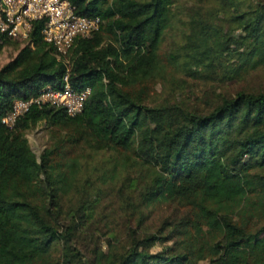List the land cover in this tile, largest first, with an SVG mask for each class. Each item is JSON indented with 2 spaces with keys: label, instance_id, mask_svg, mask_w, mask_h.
<instances>
[{
  "label": "trees",
  "instance_id": "trees-1",
  "mask_svg": "<svg viewBox=\"0 0 264 264\" xmlns=\"http://www.w3.org/2000/svg\"><path fill=\"white\" fill-rule=\"evenodd\" d=\"M70 1L101 24L65 59L42 22L0 33V264H264V88L245 82L264 68V0ZM67 70L90 88L81 113L2 123Z\"/></svg>",
  "mask_w": 264,
  "mask_h": 264
},
{
  "label": "built area",
  "instance_id": "built-area-1",
  "mask_svg": "<svg viewBox=\"0 0 264 264\" xmlns=\"http://www.w3.org/2000/svg\"><path fill=\"white\" fill-rule=\"evenodd\" d=\"M35 22H42L41 34L59 58L65 59L78 36H86L99 28V16H84L75 12L70 0H0V33L9 41H24ZM90 88L77 90L69 80L68 70L59 88H43L29 99L17 98L2 123L11 128L31 105L55 104L69 116L82 112Z\"/></svg>",
  "mask_w": 264,
  "mask_h": 264
},
{
  "label": "rangeland",
  "instance_id": "rangeland-1",
  "mask_svg": "<svg viewBox=\"0 0 264 264\" xmlns=\"http://www.w3.org/2000/svg\"><path fill=\"white\" fill-rule=\"evenodd\" d=\"M10 43H14V41H10ZM14 55V49L11 46H4L0 51V66L9 61V59ZM246 84L249 87L253 88H264V68L257 70L250 74L246 80ZM244 84V83H243ZM245 85V84H244ZM162 84L158 86L160 90L162 88ZM27 138L29 140V144L33 150V152L39 156L43 150V148L47 144V135L42 127V125H38L36 128L32 129L27 133ZM160 249L159 246H155L152 248V251H158ZM202 264V263H200Z\"/></svg>",
  "mask_w": 264,
  "mask_h": 264
}]
</instances>
